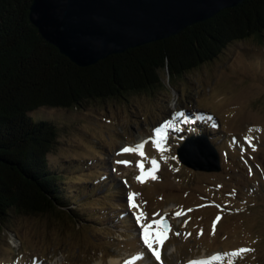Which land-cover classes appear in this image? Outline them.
Here are the masks:
<instances>
[{"label":"rangeland","instance_id":"1","mask_svg":"<svg viewBox=\"0 0 264 264\" xmlns=\"http://www.w3.org/2000/svg\"><path fill=\"white\" fill-rule=\"evenodd\" d=\"M161 78V91L29 113L32 121L58 127L47 161L61 175L69 208L85 218L13 214L0 228V264H113L116 258V264H264V35L233 42L171 80L164 70ZM196 114L211 128L219 171L178 159ZM166 121L172 126L161 151L153 130ZM144 141V156L122 151ZM153 159L156 179L138 181L137 165L151 170ZM129 193L137 194V208L129 206ZM141 211V223L153 232L160 227L154 222H167V238L154 244L159 260L141 238ZM238 249L251 251L232 256Z\"/></svg>","mask_w":264,"mask_h":264},{"label":"trees","instance_id":"2","mask_svg":"<svg viewBox=\"0 0 264 264\" xmlns=\"http://www.w3.org/2000/svg\"><path fill=\"white\" fill-rule=\"evenodd\" d=\"M31 2L0 0V228L13 214L85 218L69 208L61 175L47 161L58 127L32 121L30 112L82 110L93 102L156 91L162 71L171 80L213 61L233 42L264 35V0H244L177 35L79 67L30 22ZM196 118L185 133L210 138L208 122Z\"/></svg>","mask_w":264,"mask_h":264},{"label":"water","instance_id":"3","mask_svg":"<svg viewBox=\"0 0 264 264\" xmlns=\"http://www.w3.org/2000/svg\"><path fill=\"white\" fill-rule=\"evenodd\" d=\"M244 0H32L29 20L40 35L79 67L112 54L177 35ZM208 163L199 166L188 155ZM190 168L219 171L208 139L187 138L177 149ZM163 225H167L166 220Z\"/></svg>","mask_w":264,"mask_h":264},{"label":"snow or ice","instance_id":"4","mask_svg":"<svg viewBox=\"0 0 264 264\" xmlns=\"http://www.w3.org/2000/svg\"><path fill=\"white\" fill-rule=\"evenodd\" d=\"M179 115V113H178ZM171 121H166L164 124L160 125L159 127L155 128L153 131L155 133V139L153 140V143L155 144V146L157 148H159L161 151H163V147H162V141L165 138V128L171 127ZM150 139H152L150 137ZM144 143H147V141L142 142L141 144L137 145L135 148H131V147H125L122 149L123 152H139V155L144 156V152L142 151L143 149V145ZM173 159H175V157H173ZM120 161H118L119 163ZM124 163H127L126 161ZM152 164V168L151 170H148L144 167L143 163H139L137 166L140 169V175L136 177V179L140 182H143V179L145 178V176H150L152 179H156L155 175L153 174L156 171L157 168V162L155 159H153L151 161ZM135 193H129L128 194V203L129 206L132 208H137L138 205H136L134 203V197H135ZM145 215L144 212H138L136 214V222L138 224H140V228H141V238L144 242V244L147 246V248L149 250H151L152 254L156 257L157 260H159V252L157 250L156 247H154L155 245H159L161 244L166 238V232L168 230V226L167 225H163V221H156L154 223H156L157 225H160V227H157L155 232L152 231V224H144L141 223V219L142 217ZM177 215H180V213H177ZM245 251H251V249H238L235 250L231 253L232 256H236L239 255L240 253H243ZM220 257L218 255H214L213 257H211L212 260H217ZM190 264H208V261L206 260H201V261H192L190 262Z\"/></svg>","mask_w":264,"mask_h":264},{"label":"bare ground","instance_id":"5","mask_svg":"<svg viewBox=\"0 0 264 264\" xmlns=\"http://www.w3.org/2000/svg\"><path fill=\"white\" fill-rule=\"evenodd\" d=\"M200 257H202V256H200ZM200 257H198V258H200ZM113 261V264H116V263H118V260H117V258L116 259H114V260H112ZM94 264H101V262H95Z\"/></svg>","mask_w":264,"mask_h":264}]
</instances>
